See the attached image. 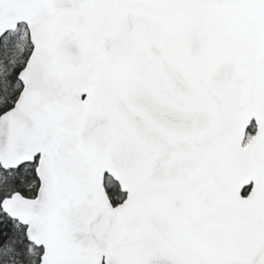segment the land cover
<instances>
[{
  "label": "snow or ice",
  "instance_id": "snow-or-ice-1",
  "mask_svg": "<svg viewBox=\"0 0 264 264\" xmlns=\"http://www.w3.org/2000/svg\"><path fill=\"white\" fill-rule=\"evenodd\" d=\"M0 264H264V0H0Z\"/></svg>",
  "mask_w": 264,
  "mask_h": 264
}]
</instances>
